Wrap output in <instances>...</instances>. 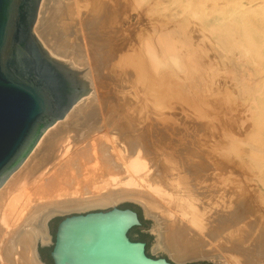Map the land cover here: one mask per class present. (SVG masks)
I'll return each mask as SVG.
<instances>
[{"label": "bare ground", "instance_id": "obj_1", "mask_svg": "<svg viewBox=\"0 0 264 264\" xmlns=\"http://www.w3.org/2000/svg\"><path fill=\"white\" fill-rule=\"evenodd\" d=\"M138 1H42L34 31L48 53L59 61L70 62L77 69L90 62V70L97 75L100 89L105 87L107 80L115 78L117 82L127 84L128 91L120 89L114 91V96L110 92L107 96L100 94L97 101L88 98L85 103H82L84 100L78 102L64 120L47 130L38 148L0 190V264H37L34 237L20 232L16 245L15 233L32 229L37 235L47 236L38 229V219L46 212L55 215L67 210L103 207L115 204L121 197L139 199L148 212H161L163 220L157 219V222H162L164 248L176 261L220 252L223 257L243 258L244 264H264L262 189L258 187L251 195L252 192L247 193L246 188L235 186L241 189V195H236L237 191L223 193L226 194L224 196L215 195L217 198L211 195L208 190L215 187L212 185L218 179L208 174L212 169L210 161L213 156L208 155L210 161L204 158L207 156L205 151H208L203 150L198 138L202 127L196 123L192 113L184 112L181 107L169 106L170 101H178L183 106L197 107L195 99L188 100L184 95L190 88L182 87L181 77L175 75L183 73L184 67L188 74L201 73L200 64L211 68L214 61H201L197 56L192 57L187 49L185 51L183 46H188L191 41L188 38H185V44H180L173 42L165 33H158L153 42L144 45L131 44L130 39V42L119 39L118 18L131 9V3ZM233 3L210 15L208 31L215 40L220 61L228 62V66L234 65L239 71L243 65L263 63L264 25L252 15L254 6L236 10ZM179 4L182 8L192 9L194 16H199V12L194 10L198 4ZM106 71L109 75L107 80L102 77ZM215 72L217 74L218 70ZM243 86L239 87L241 92L256 91V98L258 92H264V78L257 79L253 86ZM235 93L239 92H234V96ZM229 96L232 97L230 93ZM229 96L230 100L234 97ZM225 100L229 103L227 98ZM214 106L210 107L214 110ZM258 127L256 129H262L260 124ZM250 138L256 145L241 155L242 164L249 160L256 167L261 176L257 181L263 188V164L259 165L263 145L258 136L251 135ZM200 148L201 152L198 151ZM213 155L217 157L215 153ZM225 157L223 159L227 161ZM227 163H218L220 169H217L221 170L218 174L228 171L231 163ZM212 179L215 181L208 189H200L203 183L212 182ZM117 180H122L119 182L122 188L116 186L119 189L113 190L118 185L114 183Z\"/></svg>", "mask_w": 264, "mask_h": 264}, {"label": "water", "instance_id": "obj_2", "mask_svg": "<svg viewBox=\"0 0 264 264\" xmlns=\"http://www.w3.org/2000/svg\"><path fill=\"white\" fill-rule=\"evenodd\" d=\"M43 0H0V190L48 129L93 95L88 73L52 57L34 28ZM159 215L134 200L107 210L53 214L38 219L37 264H174L164 248ZM142 222V223H141ZM142 226V227H141ZM141 227V228H140ZM138 228V229H136ZM150 231L149 234L142 232ZM132 231V232H131ZM146 242H133L128 234ZM243 258L197 255L181 264H244Z\"/></svg>", "mask_w": 264, "mask_h": 264}, {"label": "rangeland", "instance_id": "obj_3", "mask_svg": "<svg viewBox=\"0 0 264 264\" xmlns=\"http://www.w3.org/2000/svg\"><path fill=\"white\" fill-rule=\"evenodd\" d=\"M185 1L186 0H139L136 3H131V9L129 11L123 12L122 15L118 18L116 27H117V29L119 28L118 31H120L121 37L119 36V39L123 38L122 41H125V42H128L130 39V41L132 40L131 44L144 45L146 42H153L155 35H157L158 33H165V35H168L169 39L173 40V42L180 43V44H185V38H188L191 41H190V44H188V46H187V44H185L183 46V49L185 51L187 49V52L190 53L191 55H193L192 57L197 56V58L200 59L201 61L205 60L207 63H208V61H211V60L214 61L213 62L214 66H211V68H210V66H207V65L203 66L202 64H200L202 66V69H203V72H201L202 74L201 73H198L195 75L194 74L193 75L188 74L187 70L184 67L183 73L181 72V74H180L177 72V75H175V77L176 76L177 77L179 76V78L181 77L180 85H182V87L187 86L190 88V91H185L186 93L187 92L188 93L187 94L184 93V95L187 96L188 100H189V98L195 99V101L197 102V107L188 106V105L183 106V105L179 104L178 101H170L169 106H170V108L181 107L184 109L183 110L184 112L192 113V115L194 116V118L196 120V123L200 125L199 127H202V129L200 128V131L198 132V138L201 142V145L203 146V147L201 146L203 148V150L208 151V152L205 151V153L207 154V156L205 155V157H204V158H206L205 160L210 161L211 158L213 160V157H214L213 154L214 153L218 157V158L214 157V160L217 158V161L216 160L215 161H216V164L218 166L215 165L214 160L213 161L211 160L212 162L210 161V164H211L212 169H211V171L208 172V174L210 176L212 175L213 178L218 179L217 182H215V184L212 185L215 187L213 189H211V187H210L211 183H213L215 181L214 179H212L213 180L212 182L203 183L200 186L201 187L200 189H202V188L208 189L210 187L208 190L209 192H211L210 194L214 195V196L216 195L218 197V196H224L226 194L223 195V193H228L230 191H231L230 193H232V191L233 192L237 191L236 195H241V189L236 188L237 186L242 187V188L243 187L246 188L245 190L247 193H250V191H251L252 194L251 193L250 194L254 195V193H255L254 191H256V189L259 187L262 189V192H263L262 200L264 202V187L262 188V186L257 181V178L259 179L261 176L259 177V173L257 172L256 167H254V165L252 163H250L249 160H247V162L245 164H242L243 162L241 160V155L248 153V151L250 152V150H251L250 146H252V148H253L256 145V143H252L251 138H250L251 135H252V137L253 136L259 137V139L261 141V145H263V146H261V151L262 150L264 151V144H263L264 143V134H263L264 133L263 132L264 131V123H263L264 122L263 121L264 120V118H263L264 117V113H263L264 110L262 111V107L264 109V98H262V97H264V92H262V94L260 92H258V95H256V98H254L256 91H242L241 92V89L239 88L240 86H243L246 81H247V83L245 84L246 86H253L255 84V81H257V79L259 80V79H262V77L264 78V64H263L264 61H262L263 63H261V65L256 64L254 66H248V67H247V65H245V66L243 65V69L245 67L246 70L240 69L239 71H237L238 68H236L234 65L228 66V62L220 61L221 59L218 57L219 52L217 50L218 48H216L217 46L215 44V40H214L212 35H209V31H208L209 27H210V24L208 21L211 18L210 15L215 13L217 11V9L225 10L228 6H230L229 4H231V2H234L233 5L236 6V10L254 6V8H252V11L254 12V13L252 12V15H254L256 17L257 21L259 20L264 25V0H190L191 1L190 3L188 2L189 0L186 1L187 4L189 3L190 5H195V4L197 5L198 4L197 7H195L196 9H194L196 12H199V16L195 15L196 17L193 15L192 9L182 8V6L179 4V3H181L183 5H187V4H184V3H186ZM45 8L46 9L48 8V4H46ZM46 9L43 12V16H45V14H46ZM182 25H184L186 27V29L184 26L182 28L181 27ZM183 30H185V31L183 32ZM200 54H202V55H200ZM215 65H217L218 67ZM90 69H92L90 62H87L84 68H78V70L83 71V72H87L88 75H90L87 78V81L91 84V88H92L91 93L93 94V95H89L88 97L84 98L83 99L84 101L82 103L87 102L88 98L92 99L93 101L94 100L97 101L98 97L102 96V94H103V96H105V95L107 96V95H109L110 92H111V95L114 96L115 95L114 91H116V90L123 89L125 91H128V90H126V88H128L127 84H124L123 82H121V83L117 82V80L115 78H113L111 80H107V79H109V75H108L107 71H106V73H104L106 75L103 74V76H102L103 78H106V80H107L106 85L103 89H100L97 85L98 84V82H97L98 77H97V75H95L93 70H90ZM211 69H212V71H211ZM217 70H218V72L216 74L215 71H217ZM220 70H222V71L220 72ZM240 71H241L242 75H240ZM222 72H223V74H222ZM246 72H248V73H246ZM255 73H257L256 76H255ZM213 74H215L216 76H213ZM235 74L237 77L235 76ZM221 75H223L224 78ZM234 76H235V78H234ZM239 76L244 77V78L242 79ZM187 77H189V78H187ZM207 77H209V78H207ZM93 78H94V81H93ZM232 78H234V79H232ZM221 79H222V81H221ZM205 80H206V82H205ZM237 80H239V81L241 80L240 82L242 84L240 82H238ZM248 80L250 83L248 82ZM224 81H226V82H224ZM208 82H210L211 84ZM225 85H227V86H225ZM118 86H120V88H118ZM223 86L227 87V89ZM232 88L233 89L235 88L234 89L235 91L232 90ZM210 89L214 92H212ZM224 89L227 91L224 92L225 91ZM228 89H230L229 92H228ZM215 92L216 93L218 92V94H216V96L214 95ZM227 92H228V94H227ZM234 92H239V93H235V96H234ZM229 93H230V95H232V97L233 96L234 97L233 98L230 97ZM242 93H243V95H242ZM225 94H227V97L225 96ZM228 96L230 98H232V100H230L228 98ZM217 98H219V99H217ZM224 98L225 99L227 98V101L229 103H227ZM236 99L238 102H236ZM259 100H261V101H259ZM217 101H220V102H217ZM221 101H223V103H221ZM98 102H99V100H98ZM210 102H211V105L208 104ZM212 102H213V104H212ZM247 102L249 104L248 106H247ZM224 103H226V104H224ZM251 103L252 104L255 103V104L252 105ZM214 104H215V106H214V110H213V108H211V107H213ZM221 104H223L224 108L221 107ZM258 104L261 106H259ZM255 107H257V108H255ZM221 108H222V111H221ZM203 109H204V111H203ZM217 110H219V112ZM246 110L250 111V113H252V115L248 112L245 113ZM262 113H263V116L260 115ZM247 114H248V116H247ZM259 115H260L261 120L259 118ZM246 117H248V118L246 119ZM256 119L258 121H256ZM208 120H209V123H208ZM256 123H257V126L254 125ZM261 123H263V124H261ZM259 124L261 126L260 128H262V129H256V127L259 128L258 127ZM257 130H259L260 133ZM218 131H219V133H218ZM246 134H249V135L247 136ZM208 135H210V136H208ZM246 136H247V138H246ZM261 136H263V137L260 138ZM207 137H209V138H207ZM201 138H203V139L205 138V139L202 140ZM247 140H248V142H246ZM206 143H208V144H206ZM200 150H201V148L198 151H200ZM262 152L259 156V158H260L259 165L263 164V165H261L262 166L261 167L262 168L261 174L264 173L263 172L264 171V168H263L264 167V155H262V154H264V152L263 153ZM208 153H210V154H208ZM219 154L222 156L221 157L222 159L219 158ZM208 155L213 156V157H211L208 160L207 159L209 157ZM223 157L227 158L226 159L227 161H225V159H223ZM219 159H221V161ZM262 159H263V161L260 162ZM213 162H214V164H213ZM220 162H228L227 163L228 165L230 163L231 164L233 163V165H236V167H234L233 165L230 164L228 167V171L225 173L222 172L220 175L218 173L221 172V170L218 171V169H217V167L220 169V165H219ZM251 162H253V161H251ZM239 165H240V167H239ZM255 165H256V163H255ZM237 168H238V170H237ZM240 171H242V172H240ZM215 173H216V175H215ZM249 174H252V175H249ZM254 174H256V175L254 176ZM249 180H251L252 182L251 181L248 182ZM255 180L257 181V183H255L256 182ZM121 181L122 180H120L119 182H121ZM115 182H117L118 185L116 184L114 186V188H112L113 190H117L119 188H122L119 185L121 183H119L118 180L114 181V183ZM255 184H256V186H255ZM116 186H118L119 188H117ZM254 186H255V188H254ZM225 188H226V190H225ZM116 198H118V197H116ZM155 198L157 200H159V198H157V197H155ZM200 198H202V196ZM126 200H134L145 208V206L140 203L139 199H136V198L134 199L133 197H131V198L130 197L129 198L128 197H126V198L121 197V198H118L117 202L113 205H108V206H103V207H94V208H89V209L67 210V211H63L59 214L87 213V212L98 211V210H107V209H110L112 206H119L120 204H122ZM202 201L205 202L206 199L202 198ZM165 206H166V208L169 207V205H165ZM165 206H164V208H165ZM153 214L159 215L158 219H160L161 221L163 220V216H162L160 211H154ZM214 255L221 256V253L216 252V254H214ZM214 255L211 254L210 256H214ZM221 257H223V256H221ZM193 259L194 258L189 259V260H193ZM170 261L173 262L174 264H181V261H176L171 256H170Z\"/></svg>", "mask_w": 264, "mask_h": 264}, {"label": "flooded vegetation", "instance_id": "obj_4", "mask_svg": "<svg viewBox=\"0 0 264 264\" xmlns=\"http://www.w3.org/2000/svg\"><path fill=\"white\" fill-rule=\"evenodd\" d=\"M142 223V222H141ZM142 227V226H141ZM140 227V228H141ZM136 229H138V228H136ZM132 232V231H131ZM131 232L128 234V237H129V239L131 240V241H133V242H142V243H145L146 244V242H144V240H142L141 238H137V237H134V236H132V234H131ZM150 231H146V232H142V233H144V234H149L150 235V233H149ZM145 252H146V254H147V256H149V257H153V258H165L166 260H168L169 261V259L168 258H166L165 256H153V255H151L150 254V250H149V248H148V246H147V244H146V249H145Z\"/></svg>", "mask_w": 264, "mask_h": 264}]
</instances>
